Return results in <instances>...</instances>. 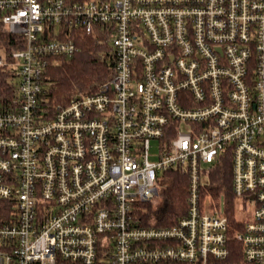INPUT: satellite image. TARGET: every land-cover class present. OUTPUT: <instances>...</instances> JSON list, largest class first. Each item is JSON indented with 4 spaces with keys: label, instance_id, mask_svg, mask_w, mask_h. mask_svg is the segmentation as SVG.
Returning <instances> with one entry per match:
<instances>
[{
    "label": "built area",
    "instance_id": "2783aa9c",
    "mask_svg": "<svg viewBox=\"0 0 264 264\" xmlns=\"http://www.w3.org/2000/svg\"><path fill=\"white\" fill-rule=\"evenodd\" d=\"M0 22L23 40L0 47L16 78L0 106V264H264V0H0ZM97 33L112 76L47 106L50 62ZM222 159L243 202L237 260L206 187ZM173 169L187 209L161 225L145 204Z\"/></svg>",
    "mask_w": 264,
    "mask_h": 264
},
{
    "label": "trees",
    "instance_id": "16d2710c",
    "mask_svg": "<svg viewBox=\"0 0 264 264\" xmlns=\"http://www.w3.org/2000/svg\"><path fill=\"white\" fill-rule=\"evenodd\" d=\"M22 41V38L10 33L0 22V47L2 46L5 52L21 48ZM78 44L80 50L76 54L71 57H55L47 67L45 91L41 101L51 108L59 104L66 105L79 92L97 90L114 72L115 60L111 46L102 34H79ZM15 79L12 69L5 65L0 66V106H6L15 96ZM164 182L162 201L155 209L148 205V210L157 218L158 224L171 225L186 212L188 177L178 170H168ZM206 187L218 205L222 200L224 201L225 213L228 215L231 227V246L236 254L234 259L237 260L242 251V244L232 237L241 224L236 215L232 170L228 160L222 159L211 171L210 181Z\"/></svg>",
    "mask_w": 264,
    "mask_h": 264
},
{
    "label": "rangeland",
    "instance_id": "374dc122",
    "mask_svg": "<svg viewBox=\"0 0 264 264\" xmlns=\"http://www.w3.org/2000/svg\"><path fill=\"white\" fill-rule=\"evenodd\" d=\"M183 126V128H185L186 126L183 124L182 125ZM158 140L157 139H152V141H151V159H156V157H157V150H158ZM231 166V165H230ZM231 170H232V168H231ZM164 181H165V179H164ZM165 183V182H164ZM164 185V184H163ZM163 187L164 186H162V190H163ZM163 192V191H162ZM162 192H161V195L159 196V197H157V198H155L153 201H150V202H148V203H146L145 205V207H146V209H148V205H150L153 209H155L156 208V206L162 201V198H163V196H162ZM242 204H243V202H241L240 201V199H236L235 198V205H236V215H237V217L238 218H242V217H244L243 216V213H242V211H241V209L243 208V206H242ZM240 205H241V207H240ZM241 208V209H240ZM149 211V210H148Z\"/></svg>",
    "mask_w": 264,
    "mask_h": 264
}]
</instances>
